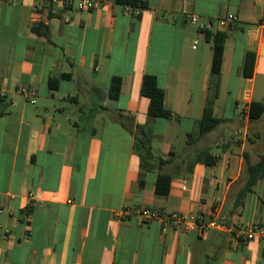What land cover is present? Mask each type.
<instances>
[{
	"label": "crops",
	"instance_id": "crops-1",
	"mask_svg": "<svg viewBox=\"0 0 264 264\" xmlns=\"http://www.w3.org/2000/svg\"><path fill=\"white\" fill-rule=\"evenodd\" d=\"M136 1L80 11L59 0H0V264H264V240L236 237L264 224V178L242 198L247 164L264 155V113L250 115L264 105V0ZM185 11L212 34L219 19L239 16L222 31L219 75L212 41ZM145 75L157 78L174 119L150 121L152 153L167 163L154 159L143 172L135 140L149 122ZM207 108L221 122L189 137ZM206 151L214 166L197 161ZM162 173L172 176L167 196L156 193ZM127 208L205 223L220 210L227 228L164 230L118 217Z\"/></svg>",
	"mask_w": 264,
	"mask_h": 264
},
{
	"label": "trees",
	"instance_id": "trees-1",
	"mask_svg": "<svg viewBox=\"0 0 264 264\" xmlns=\"http://www.w3.org/2000/svg\"><path fill=\"white\" fill-rule=\"evenodd\" d=\"M118 3L124 5H138L136 0H117ZM207 40L212 41L213 46V62H212V73L219 75L221 73V67L223 63L225 41L228 37L226 32L218 31L212 34L209 31L204 32ZM256 63V53L249 51L246 54L245 64H244V76L251 78L255 70ZM50 86L55 87L56 81L50 82ZM122 79L119 77H114L111 80L109 87V97L111 99L119 98L121 94ZM141 94L150 100L148 109V119L149 122L143 126H137V135L135 140V150L138 152L141 159V169L144 171H149L151 165L144 163L145 158L155 159L150 144L153 135V129L150 125V121L157 118L171 120L174 119L173 112L168 109L165 105V92L159 87L157 78L152 75H145L142 83ZM260 106V112L257 115H252L253 119L259 118L264 113V105L258 104ZM220 119L214 116L213 110L207 108L202 120L198 122V132L190 134L189 137H201L209 132H211L219 123ZM131 133H133L131 131ZM264 140V136H262ZM197 161L205 164L206 166H214L217 163V158L210 154L208 151L202 152L198 155ZM167 161L163 158L158 159L159 166L166 164ZM247 170L249 174L248 182L245 189L242 192V198L250 193L253 187L264 178V155L260 157L257 164H247ZM172 176L167 173H162L158 176L156 180V193L161 196H167L171 190Z\"/></svg>",
	"mask_w": 264,
	"mask_h": 264
},
{
	"label": "built area",
	"instance_id": "built-area-1",
	"mask_svg": "<svg viewBox=\"0 0 264 264\" xmlns=\"http://www.w3.org/2000/svg\"><path fill=\"white\" fill-rule=\"evenodd\" d=\"M57 2V0H54ZM63 2L66 7L73 6L80 11H94L105 8L106 0H59ZM132 10V9H131ZM188 20L191 24L197 26L201 33L209 31V23L201 21L199 16L185 11ZM240 23L239 16L235 14H229L218 20L220 31H229L236 29ZM199 41H195V46L198 45ZM24 94L29 92L23 90ZM5 97V90L0 84V100ZM34 198V196H30ZM131 215L138 216L142 221L147 222H159L164 230L176 227H182L187 231H204L206 228L222 230L226 229L227 218L223 215L220 210H215L211 214L210 220L205 223L204 220L198 219L194 216H189L180 212H160L150 208L130 209L127 208L122 212H119L118 217L128 218ZM236 237L241 238L246 242L264 240V224L253 223L245 225L236 231Z\"/></svg>",
	"mask_w": 264,
	"mask_h": 264
},
{
	"label": "rangeland",
	"instance_id": "rangeland-1",
	"mask_svg": "<svg viewBox=\"0 0 264 264\" xmlns=\"http://www.w3.org/2000/svg\"><path fill=\"white\" fill-rule=\"evenodd\" d=\"M257 94H258V90H257ZM155 160H158V158H155ZM151 162H152V159H150V158H145V160H144V163L149 165V166L151 165ZM144 172H146V171H144Z\"/></svg>",
	"mask_w": 264,
	"mask_h": 264
}]
</instances>
